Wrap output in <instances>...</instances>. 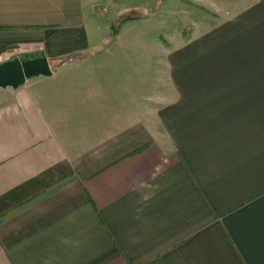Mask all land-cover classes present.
Instances as JSON below:
<instances>
[{
	"label": "crops",
	"instance_id": "0c3cea01",
	"mask_svg": "<svg viewBox=\"0 0 264 264\" xmlns=\"http://www.w3.org/2000/svg\"><path fill=\"white\" fill-rule=\"evenodd\" d=\"M158 1L0 0V65L52 69L0 88V264H264V0L221 67L111 37Z\"/></svg>",
	"mask_w": 264,
	"mask_h": 264
},
{
	"label": "rangeland",
	"instance_id": "374dc122",
	"mask_svg": "<svg viewBox=\"0 0 264 264\" xmlns=\"http://www.w3.org/2000/svg\"><path fill=\"white\" fill-rule=\"evenodd\" d=\"M144 13L146 21L134 27H125L124 19L128 13L121 14L110 27L111 37L119 35L123 41L139 40L122 42L127 49L187 52L191 58L186 62L192 66L231 65L228 41L232 39V33H236V27L223 26L221 0H159ZM184 60L176 61L183 63Z\"/></svg>",
	"mask_w": 264,
	"mask_h": 264
},
{
	"label": "water",
	"instance_id": "95a60500",
	"mask_svg": "<svg viewBox=\"0 0 264 264\" xmlns=\"http://www.w3.org/2000/svg\"><path fill=\"white\" fill-rule=\"evenodd\" d=\"M51 63L46 58L11 61L0 65V88H19L31 78L51 76Z\"/></svg>",
	"mask_w": 264,
	"mask_h": 264
},
{
	"label": "trees",
	"instance_id": "16d2710c",
	"mask_svg": "<svg viewBox=\"0 0 264 264\" xmlns=\"http://www.w3.org/2000/svg\"><path fill=\"white\" fill-rule=\"evenodd\" d=\"M142 18H144V16L140 12L131 11V12L128 13L127 17L124 19V23H128V22H131V21H136V20H139V19H142Z\"/></svg>",
	"mask_w": 264,
	"mask_h": 264
}]
</instances>
